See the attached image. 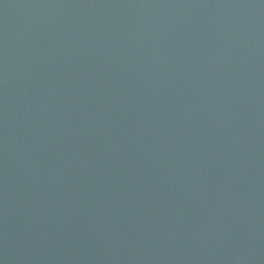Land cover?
<instances>
[{"label":"water","instance_id":"obj_1","mask_svg":"<svg viewBox=\"0 0 264 264\" xmlns=\"http://www.w3.org/2000/svg\"><path fill=\"white\" fill-rule=\"evenodd\" d=\"M0 264H264V0H0Z\"/></svg>","mask_w":264,"mask_h":264}]
</instances>
